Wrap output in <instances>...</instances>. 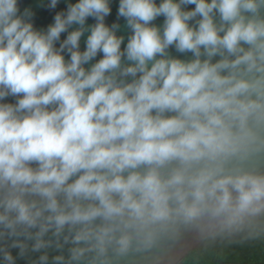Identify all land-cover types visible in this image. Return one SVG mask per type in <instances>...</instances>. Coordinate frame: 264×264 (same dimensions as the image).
Instances as JSON below:
<instances>
[{"label": "clouds", "instance_id": "obj_1", "mask_svg": "<svg viewBox=\"0 0 264 264\" xmlns=\"http://www.w3.org/2000/svg\"><path fill=\"white\" fill-rule=\"evenodd\" d=\"M56 3L51 0L52 7ZM181 3L195 8L182 11ZM262 7L264 0H162L159 6L155 0H120L118 15L132 29L121 52L123 37L103 22L110 12L108 0H78L69 5L66 16L56 15L46 33L33 29L27 19L31 13L21 14L18 0H0V101L16 98L15 104L0 103V188L9 189L0 200L5 209L0 224L14 234V225L35 227L43 211H49L47 224L41 223L36 234L38 249L43 246L39 237L52 226L59 233L65 225L87 226L96 218L118 221L125 228L165 221L170 199L180 202L178 211L187 219L208 210V201L214 202V215L260 213L264 178L223 175L220 167H206L190 179L176 171L164 180L156 168L178 160L186 170L200 161L233 155L241 141L252 136L248 118L264 119V19L258 16ZM214 10L222 21L219 27L213 22ZM160 15L165 17L162 36L150 26ZM197 15L201 19L194 30L187 22ZM89 16L97 23L81 52L79 39ZM73 23L81 27L56 48L60 34ZM172 44L197 57L203 46L208 57L219 53L223 58L217 63L154 60ZM65 50L70 54L67 61ZM225 50L235 59L224 56ZM98 52L103 58L86 70L83 65ZM122 56L136 65L124 68L121 75L140 72L137 81L117 83L114 72ZM150 60L154 62L148 69ZM165 112L175 115L166 117ZM141 165L154 167L144 174L129 171ZM73 176L78 178L68 183ZM186 182L192 188L190 206L185 204L188 193L180 190ZM25 192L44 198L43 209L25 202ZM61 193L64 204L57 200ZM82 200L98 203L84 207ZM8 213L15 218L9 219ZM110 231L105 227L92 233L85 227L75 240L95 235L103 251ZM119 242L127 247L129 238ZM81 252L73 250L72 258Z\"/></svg>", "mask_w": 264, "mask_h": 264}, {"label": "water", "instance_id": "obj_2", "mask_svg": "<svg viewBox=\"0 0 264 264\" xmlns=\"http://www.w3.org/2000/svg\"><path fill=\"white\" fill-rule=\"evenodd\" d=\"M78 0H57L55 7L51 6V0H18V7L20 13H24L25 10L31 13V16L27 19L32 24L33 29L46 33L48 28L55 23V17L57 14L66 16L69 5H74ZM162 0H155L157 6ZM176 3H180V0H174ZM211 2V0H206ZM110 12L104 17V24L109 28H112L117 37H123L120 45L121 52H124L132 35V29L129 27L127 20L118 15L120 0H108ZM195 8L194 4H182V11H192ZM251 17V13L245 14ZM258 16L264 19V7L258 10ZM214 24L219 27L222 23L219 13L215 10L212 13ZM201 17L197 15L187 23L189 27L194 30L198 27V22ZM97 23L94 17L89 16L84 25V31L79 39V50L83 52L86 48V40L90 35L91 27ZM165 24V17L163 15L157 16L150 22V26H155L161 36L163 35ZM115 25V27H113ZM81 27L78 24L73 23L70 25L66 32L60 34L59 40L55 42V47L59 48L60 44L66 39L67 35ZM227 25L225 24V28ZM219 35L223 36L224 32H219ZM241 46L247 50L248 45L243 41ZM65 60L70 59V54L65 50L63 53ZM224 56L229 60L235 59V56L230 55L224 51ZM103 58V53L98 52L97 55L83 65L88 70L92 65ZM223 57L217 53L211 57H208L205 53L204 47L200 46V55L197 57L192 51L185 50L183 52L177 50L175 44L169 45L163 54H157L154 60H179L184 63L192 62L195 59H199L201 62L208 60L210 63H217ZM154 60L147 62V68L150 69ZM136 62L129 60L126 56L121 57L120 67L115 70L114 75L117 83L129 84L137 81L142 73L137 72L134 76L131 74L121 75V72L126 67H135ZM222 75L227 74V70H222ZM251 99L255 100L253 95ZM16 98L7 96L0 103L15 104ZM155 114V110H153ZM166 117L175 115L172 112H165L163 114ZM247 129L251 132V137H246L241 141L240 150L226 157H220L214 161H200L192 164L185 170V165L178 160H172L157 167L156 171L161 179H168L176 171H184L186 178L190 179L194 177L200 170L204 168H216L222 169L223 175H240L248 174L256 177L264 178V119H258L255 115L250 116L246 123ZM232 132L237 134L239 129L236 126L232 127ZM31 167L36 168L37 165L33 163ZM154 166L141 165L137 169L129 170L135 171L140 174H144ZM128 172H125L126 176ZM78 178L73 176L69 179L68 183L74 182ZM180 190L184 193H188L185 198V204L191 205L193 203V197L190 195L192 188L186 182L180 186ZM9 194L7 187L0 188V200H4ZM233 197L236 193L233 191ZM22 199L31 204L35 203L37 209H43L46 200L37 194L25 192L22 195ZM118 199V197H114ZM58 203L64 204L65 197L61 193L57 197ZM81 205L86 207L89 204L95 205L98 202L95 201H80ZM170 216L167 220L147 223L143 225H137L135 227L125 228L124 225L118 221L108 222L102 218H96L91 224L85 226L81 224L69 226L65 225L64 228L56 233L55 227H48L47 231L39 237L43 246L35 248L37 243V233L40 231V224H47L46 217L51 215L47 210L43 211L42 217L38 218V223L35 227H28L23 224L14 225L15 233L13 229L5 228L3 224H0V264H181L185 258H187L192 251H194L207 237L214 235L224 226L230 222L238 219H244L247 214L235 215L233 213L214 215L211 209L214 207L213 201L207 202V209L201 214L191 219L185 218V216L178 211L180 202L175 199L169 200ZM35 210V209H34ZM5 209L0 206V214H4ZM264 209L259 214H263ZM9 219L15 218V213H8ZM127 220V217H125ZM87 227L92 233H97L101 228L110 227V231L105 237L104 244L102 245L103 251L100 250V245L93 235L89 240L76 241L75 236L78 232L85 230ZM123 236L129 238L127 247H122L120 239ZM81 249L82 252L77 259L72 258L73 250ZM10 256L11 261L5 257ZM60 257L61 259H57Z\"/></svg>", "mask_w": 264, "mask_h": 264}, {"label": "trees", "instance_id": "obj_3", "mask_svg": "<svg viewBox=\"0 0 264 264\" xmlns=\"http://www.w3.org/2000/svg\"><path fill=\"white\" fill-rule=\"evenodd\" d=\"M181 264H264V212L230 222Z\"/></svg>", "mask_w": 264, "mask_h": 264}, {"label": "rangeland", "instance_id": "obj_4", "mask_svg": "<svg viewBox=\"0 0 264 264\" xmlns=\"http://www.w3.org/2000/svg\"><path fill=\"white\" fill-rule=\"evenodd\" d=\"M246 219V218H245Z\"/></svg>", "mask_w": 264, "mask_h": 264}]
</instances>
